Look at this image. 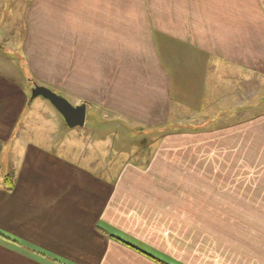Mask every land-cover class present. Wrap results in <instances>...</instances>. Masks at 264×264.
<instances>
[{
    "label": "crops",
    "instance_id": "1",
    "mask_svg": "<svg viewBox=\"0 0 264 264\" xmlns=\"http://www.w3.org/2000/svg\"><path fill=\"white\" fill-rule=\"evenodd\" d=\"M11 11L0 231L17 240L0 235V264H160L112 235L179 264H264V112L244 102L264 87V0H30L21 33ZM30 76L106 119L96 135L134 129L149 156L114 170L67 131L52 150L55 122L30 124Z\"/></svg>",
    "mask_w": 264,
    "mask_h": 264
},
{
    "label": "rangeland",
    "instance_id": "2",
    "mask_svg": "<svg viewBox=\"0 0 264 264\" xmlns=\"http://www.w3.org/2000/svg\"><path fill=\"white\" fill-rule=\"evenodd\" d=\"M30 0H0V13L2 14V20H4V8L7 10H12L13 12H17L16 14L18 15V23H20V33L23 31L24 25L21 26L22 21H24L23 16L25 11L27 10V6L29 4ZM11 11V12H12ZM7 18V17H5ZM13 19H9L11 21ZM18 35L17 33L15 34H7L4 32L0 33L1 37L8 38V43L7 45H13L14 48H16V43L18 44ZM7 42V40H6ZM11 42L13 44H11ZM2 52H8L14 55H11V57L18 56L21 54V51H14V50H9L8 49H3ZM22 56V55H21ZM18 61L23 65V62L18 59ZM36 82V79L32 76L28 79V86H29V91L31 94L32 87L34 86ZM264 97V87L263 89H259V91L256 94H251L250 97L244 98V102H257V110L260 112H264V100H262ZM70 100V99H69ZM262 100V102H261ZM35 107V108H34ZM32 108H34L32 112V118H29L30 124L32 123H39L40 118L37 117V112H41L43 115L46 116V120L48 122H55L51 124L50 132H51V137L50 139H55L54 142H52L51 149L56 151V152H61L64 153V151L58 147L57 141L58 139H61L67 131L68 133L65 135V137L69 138V140L72 142V139H79L80 145L78 144L76 147L79 148L80 152L85 155H96L97 161H100L98 163H101L103 166L106 165V167L112 168V169H118L120 165L126 161V160H132V161H143L149 156V153L152 148V144L150 146L144 147L142 146L143 137L138 136L136 131L134 129L126 130L125 128H122L119 126V124H109L112 126V130L108 132L107 135L104 137H100L99 135H96L98 132L97 129L92 128L93 124L92 123H97L104 121L106 119L102 118L100 114H93V111H90L87 116V123L85 124V127L77 128V130L73 131L74 129L72 128H67L65 124H59L60 116L59 112L55 109L53 104L43 96H37L34 98V102L32 103ZM55 111L56 113L52 112ZM60 118H59V117ZM63 119V117H62ZM173 120H176L173 119ZM203 118L200 115H196L193 117H178L176 124V127H171L170 130H184L185 128L181 127V125H185L186 128H190L191 124L194 123H200L202 122ZM59 121V122H56ZM108 121V120H107ZM180 121V122H179ZM40 124V123H39ZM90 125V126H89ZM60 126V127H59ZM62 126V128H61ZM179 128V129H178ZM168 130V129H167ZM129 131V132H128ZM80 132V133H78ZM163 132L158 130L153 132L152 134V139H155ZM46 133L44 129L42 128L40 131H36L35 134L43 135ZM45 138V137H44ZM59 144V143H58ZM69 151H72V146L71 149L69 148ZM78 152V151H76Z\"/></svg>",
    "mask_w": 264,
    "mask_h": 264
},
{
    "label": "water",
    "instance_id": "3",
    "mask_svg": "<svg viewBox=\"0 0 264 264\" xmlns=\"http://www.w3.org/2000/svg\"><path fill=\"white\" fill-rule=\"evenodd\" d=\"M43 96L48 99L63 115L69 127L84 126L87 120V103H72L68 98L60 95L54 89L35 83L32 87V98Z\"/></svg>",
    "mask_w": 264,
    "mask_h": 264
},
{
    "label": "trees",
    "instance_id": "4",
    "mask_svg": "<svg viewBox=\"0 0 264 264\" xmlns=\"http://www.w3.org/2000/svg\"><path fill=\"white\" fill-rule=\"evenodd\" d=\"M5 185L8 188L13 185V179L9 174L5 176ZM0 235L5 236V237L10 238V239L12 238L13 240H17V239H14L13 237H11L10 235L4 233L3 231H0ZM112 237L115 240L120 241V242L124 243L125 245L146 254L147 256H149L153 260H156L160 264H179V263H176L175 261H173L172 259H169V258L165 259L162 257L155 256L156 251L150 249L149 247H146L142 243L128 239V237H125V236L121 237L120 235H112Z\"/></svg>",
    "mask_w": 264,
    "mask_h": 264
}]
</instances>
